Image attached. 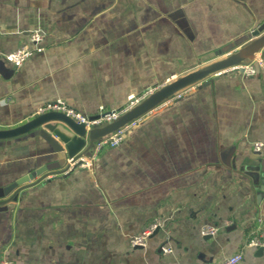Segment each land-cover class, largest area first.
Instances as JSON below:
<instances>
[{
	"label": "crops",
	"instance_id": "1",
	"mask_svg": "<svg viewBox=\"0 0 264 264\" xmlns=\"http://www.w3.org/2000/svg\"><path fill=\"white\" fill-rule=\"evenodd\" d=\"M263 22L264 0H0V128L57 98L90 116L99 105L121 107L131 94L239 49ZM21 45L32 53L15 65L4 55ZM260 54L254 74L213 73L136 117L92 168L56 171L69 156L44 125L0 138V199L10 186L23 187L0 202V259L215 264L259 234L264 45ZM156 217L162 227L146 245L130 246ZM203 225L217 231L203 235ZM238 264H264V247H245Z\"/></svg>",
	"mask_w": 264,
	"mask_h": 264
},
{
	"label": "water",
	"instance_id": "2",
	"mask_svg": "<svg viewBox=\"0 0 264 264\" xmlns=\"http://www.w3.org/2000/svg\"><path fill=\"white\" fill-rule=\"evenodd\" d=\"M253 36L254 38L250 42L239 49L167 81L160 87L153 89L150 93L143 96L117 118L99 126H92L88 131L85 130L83 123L77 122L62 112L47 111L36 114L24 123L15 127L0 128V138L19 135L31 128L44 125L64 143L68 156H77L84 153L89 154V149L93 147L94 141L100 136L115 130L124 125L127 121L144 114L146 111L158 105L171 95L180 92L187 86L213 73L252 60L257 53H260V50L264 45V22L253 31ZM14 186H16V184L9 187L10 190H12H9L10 193L9 191L6 192L8 194L1 198L0 202H7L14 199L16 193L23 188L17 186L16 188Z\"/></svg>",
	"mask_w": 264,
	"mask_h": 264
},
{
	"label": "built area",
	"instance_id": "3",
	"mask_svg": "<svg viewBox=\"0 0 264 264\" xmlns=\"http://www.w3.org/2000/svg\"><path fill=\"white\" fill-rule=\"evenodd\" d=\"M42 34L38 30H33L30 33V41L34 43L36 50H41V46L38 45V42L41 40ZM32 53V49L27 47L26 45H21L8 53H5L4 57L9 61L13 62L15 65H20L30 54ZM263 65V58L260 53H257L252 60L247 63H240L233 65L227 69H239L243 73L247 75L254 74L257 69H259ZM224 69V70H227ZM221 70V71H224ZM218 71L216 73H220ZM153 90V89H152ZM152 90L147 91L141 96L129 95L126 103L117 108H106L103 105H99L96 114L94 115H85L82 112L76 110L75 108L69 106L65 103L64 100L57 98L51 101H47L40 105L35 114L44 113L47 111H58L62 112L65 115L73 118L77 122H81L84 124L85 130L88 131L92 126H99L104 124L105 122H109L115 118H117L121 113L126 111L128 108L133 106L137 101H139L143 96L150 93ZM180 92H177L165 100H172L174 97H178ZM137 121V118L127 121L124 125L116 128L115 130L100 136L97 140L94 141L93 147L89 149V154H79L77 156H69L66 160V163L61 166L56 171L65 172L68 170H72L76 167L83 168H92L93 161L98 152L105 146H116L124 138L125 132L129 127L134 125ZM263 147V142L256 140L252 143V148L255 151H260ZM53 172V171H52ZM231 221L229 219H224L222 224L229 225ZM162 227V220L158 217L154 218L152 221L147 223L142 230L134 235L129 237V244L132 247H143L147 243V238L154 231ZM217 231L216 225H203L200 228V232L203 235H213ZM247 246H255V247H264V230H261L259 234H253L246 238V240L239 246L237 250L229 255L223 256L219 261L215 264H238L240 260L243 258L244 248ZM159 249L163 252H170L171 247L166 244H161ZM0 264H15L12 260L7 258H1Z\"/></svg>",
	"mask_w": 264,
	"mask_h": 264
}]
</instances>
